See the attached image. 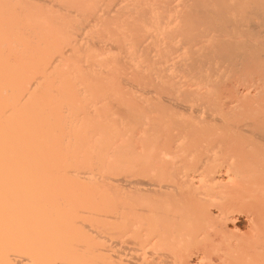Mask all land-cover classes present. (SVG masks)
Returning a JSON list of instances; mask_svg holds the SVG:
<instances>
[{
	"label": "bare ground",
	"instance_id": "1",
	"mask_svg": "<svg viewBox=\"0 0 264 264\" xmlns=\"http://www.w3.org/2000/svg\"><path fill=\"white\" fill-rule=\"evenodd\" d=\"M240 1L0 0V264H206L190 246L225 244L264 201V93L218 90L248 53L239 77L264 79V0ZM255 211L248 252L209 264H264Z\"/></svg>",
	"mask_w": 264,
	"mask_h": 264
},
{
	"label": "rangeland",
	"instance_id": "2",
	"mask_svg": "<svg viewBox=\"0 0 264 264\" xmlns=\"http://www.w3.org/2000/svg\"><path fill=\"white\" fill-rule=\"evenodd\" d=\"M188 0H105V2H103L104 8L107 10L110 9H117L118 7H116L117 4H120L121 6H125L126 10H137V11H147L148 13H152V14H160V13H166L167 15H169L168 12H175L177 10H185L188 6L187 3ZM200 1H204V3L210 5L209 6V10H213V11H219V7L216 5V3L219 0H200ZM225 2H228L227 5L229 6H233L232 4H234L233 0H224ZM256 0H241L240 4L244 7V5L248 2H254ZM236 4V3H235ZM120 7V6H119ZM173 16V15H170ZM162 33H166L168 34L170 37H177L175 36L176 34L174 33H167V31H161ZM159 35L160 41L162 42L164 39V35ZM262 37L264 38V33L262 35ZM183 52V51H182ZM252 53H248L244 59H239L235 62V64H233V66H226V67H222L218 73L221 75V86L219 87L218 90H225L227 87H229V89L233 88L232 86H240L236 83L235 79H239V83L242 84L245 88H248L249 90H258L259 91H263L264 93V79H262V73L261 71H252L251 73L247 74V76L245 77H239L241 76V70L239 68V66L243 63L248 62L247 57L251 56ZM175 56H178L180 58L185 59L186 55L183 56L182 54L178 55L176 54ZM156 69V68H155ZM168 74L172 75H179L177 72H169ZM177 81L180 83V86L184 88L188 86L189 83H191V79L183 74H180L179 78H177ZM224 85V88H223ZM216 90V91H218ZM253 202H256L254 204H252L251 206H246L242 209V212L238 215L239 217H237L236 221H234L233 226L236 227V230H234L232 233H230L227 237V241L225 242V244H221L218 246L215 245H209V243H199V244H192V248L194 246L197 247V249L194 247L193 249L190 246V250H188V257H189V261H195L196 258L198 259L199 257H201L202 255H204L205 253V263L209 264V263H214L216 260L215 259H219L220 260H224V261H231V258L234 257H239L241 256V254L248 252V247L251 246V244L253 243L257 233L254 231V229L252 228V226H250L249 224V219L253 218L254 215L257 213L255 211V209L259 208V207H264V201H260V200H253ZM254 213V215H252ZM210 238H215L213 239L214 243L216 240V236L214 235H208ZM204 246H201V245ZM209 246L207 247L206 246ZM200 245V246H199ZM212 246V247H211ZM215 246V247H214ZM202 247V248H201ZM208 250H207V249ZM210 248V250H209ZM204 249V250H203ZM193 250V251H192ZM190 251V252H189ZM202 251V252H201ZM209 251L211 253H209ZM200 252V253H199ZM209 253V254H208ZM190 255V256H189ZM206 255H208V257L206 258ZM207 260V261H206ZM215 260V261H214ZM178 263V262H177ZM181 264V263H179Z\"/></svg>",
	"mask_w": 264,
	"mask_h": 264
}]
</instances>
